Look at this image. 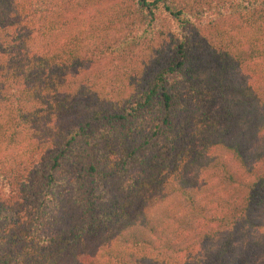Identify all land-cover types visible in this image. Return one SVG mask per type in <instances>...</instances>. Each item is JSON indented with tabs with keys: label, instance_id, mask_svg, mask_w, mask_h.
<instances>
[{
	"label": "trees",
	"instance_id": "1",
	"mask_svg": "<svg viewBox=\"0 0 264 264\" xmlns=\"http://www.w3.org/2000/svg\"><path fill=\"white\" fill-rule=\"evenodd\" d=\"M0 264H264V0H0Z\"/></svg>",
	"mask_w": 264,
	"mask_h": 264
}]
</instances>
